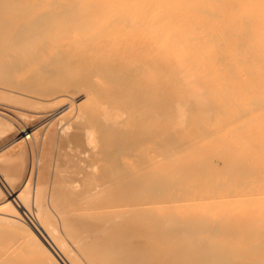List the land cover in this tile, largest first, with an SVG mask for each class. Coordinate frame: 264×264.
<instances>
[{"label":"bare ground","instance_id":"6f19581e","mask_svg":"<svg viewBox=\"0 0 264 264\" xmlns=\"http://www.w3.org/2000/svg\"><path fill=\"white\" fill-rule=\"evenodd\" d=\"M2 89L76 109L0 110V264H264V0H0ZM95 156L128 231L71 241Z\"/></svg>","mask_w":264,"mask_h":264},{"label":"rangeland","instance_id":"374dc122","mask_svg":"<svg viewBox=\"0 0 264 264\" xmlns=\"http://www.w3.org/2000/svg\"><path fill=\"white\" fill-rule=\"evenodd\" d=\"M93 84H94V81H93ZM94 86H95V84H94ZM1 91H4V90L3 89L0 90V94H1L0 95V110L5 111L10 116H12L14 119H16L18 122H21V121L24 122L25 120L22 119L23 118L22 115L28 114L27 116H31V118L26 120V124H28V125L30 124V127H32L34 124H36V123H34V122H36V119H35V121H33V118H32V114H31L32 111H39L41 113H46V112H50V111L54 112L55 110L53 108L55 106H57L58 104H61L60 102H66L67 100L68 101L64 105L65 107L62 108L63 111H65V113H66V117L68 116L69 110L73 109L72 111H75V109H76L75 103H73V101H72V104H71V100H69V99H65L66 101L65 100H62L60 102L58 101L59 103L56 102L57 104H55L54 106H53V103H51L50 101H48L49 105H47L46 103L44 105V103H42V102L38 103L39 102L38 101L37 103H35L36 100L33 101L31 98L27 99V98H24L21 96H19V97L17 96L18 99L16 97H14L15 99L14 98L11 99L9 97H13L14 94L12 95L11 92L9 91L10 92L9 93L8 91H6V89L2 93H1ZM8 93H9V95H7ZM21 98H24V100ZM29 99H31L32 102ZM41 103L43 104V106L41 105ZM50 104H52L51 107H50ZM32 107H35V108L32 109ZM44 107H46V108H44ZM68 107H69V109H68ZM70 107H72V108H70ZM66 110H67V112H66ZM63 111H59L60 115H58L57 118H62L61 116H63V114L65 115V113ZM62 119L64 120L66 118L63 116ZM29 121H31L33 123V125ZM0 130H1V127H0ZM72 132H73V129L70 128L68 133L71 134ZM47 135L50 137L49 133ZM71 138H73V137L66 136L65 141L68 143V140L70 141ZM68 147H69V143H68ZM80 147H81V145H80ZM65 152H68L67 148H65ZM80 153H81V151H80ZM95 158L96 159H94L92 157V159H93L92 162H93V164H96V165H95L94 169H91V172H92V174L90 176L91 180H93V181L98 180V182H106V184H109L108 186H106V189H109V191L106 190L105 192L100 193L99 194L100 196L97 197L92 203H90L92 198L85 199L84 197H82L83 195L80 194V193H83L82 187L86 186V189H87L88 186L91 184V180L89 179V176L83 178V175L86 174V171H83L78 166H76L75 169H72V165H71L72 163H66V161L65 162L61 161V162H63V164L60 163V168H58V172L61 174V176L62 177L65 176V177H63L62 180H64V178H65V181H69V178H67V176H69V174H71L72 172H74V174H80V176H82L81 179L76 180V182H79V184L76 185V188L79 190V193H73L72 194V192H71V193H68V194H70V196L67 197L69 207L67 209L65 216H66V219H69V222H70L69 224H72V225H69V227H68L69 233L62 226V229H64V231L66 232V235L68 237H70L71 241H73L75 239L92 240V239H102V238L107 239V240H113L114 238H122V235L125 236L127 234V231H128V229H126L124 233H123V231L121 232L122 234L117 233V232H115V229H114L116 227L113 226L112 224H113V216H115L114 212H113V208L115 207V203H117V200H118V198L115 196L117 194V188H118V185H121L123 181L125 183L127 181L130 182L129 169H126L123 166L118 167L117 164H113L112 162H110L111 164L107 163L104 166H99L100 162L98 161L96 156H95ZM125 170H128L127 171L128 173H125V177L120 178L118 176V172L121 171L122 176H123V172H125ZM84 180L88 184L81 185L80 184L81 181H84ZM70 181H71V177H70ZM119 181H121V184H118ZM126 189L128 190V186ZM106 192H109V196L106 195ZM77 194H80V196H76ZM70 197H73V198L70 200L69 199ZM129 199H131V197H129ZM97 214H98V216H97ZM86 220L90 221V223L87 225V227L89 226L88 228L83 224V222H85ZM45 222L46 223L48 222V224L46 225V228L48 230H51L52 226L50 225L49 221L46 219ZM82 231H84V232L82 233ZM120 231H121V226H120ZM58 234L63 237V235H61L60 233H58ZM65 240H66V238H64V245L66 244L67 247L68 246L70 247V243L65 242ZM72 243L74 245H77L78 242H72ZM95 245H99V244H95ZM70 250L72 251V249H70ZM97 252H99V250H97ZM33 261H35V260H30V264H35V263H33Z\"/></svg>","mask_w":264,"mask_h":264}]
</instances>
